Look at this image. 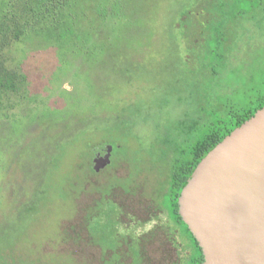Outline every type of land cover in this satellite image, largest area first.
I'll use <instances>...</instances> for the list:
<instances>
[{
	"label": "rangeland",
	"instance_id": "374dc122",
	"mask_svg": "<svg viewBox=\"0 0 264 264\" xmlns=\"http://www.w3.org/2000/svg\"><path fill=\"white\" fill-rule=\"evenodd\" d=\"M200 1L0 0V264H131L137 237L144 264L179 263L139 222L173 167L264 106V0L199 46L221 13ZM108 204L128 228L113 249L88 221Z\"/></svg>",
	"mask_w": 264,
	"mask_h": 264
},
{
	"label": "water",
	"instance_id": "95a60500",
	"mask_svg": "<svg viewBox=\"0 0 264 264\" xmlns=\"http://www.w3.org/2000/svg\"><path fill=\"white\" fill-rule=\"evenodd\" d=\"M110 149L94 171L109 164ZM177 204L199 264H264V106L196 164Z\"/></svg>",
	"mask_w": 264,
	"mask_h": 264
},
{
	"label": "flooded vegetation",
	"instance_id": "af4514ba",
	"mask_svg": "<svg viewBox=\"0 0 264 264\" xmlns=\"http://www.w3.org/2000/svg\"><path fill=\"white\" fill-rule=\"evenodd\" d=\"M108 147L111 148L110 149V162L108 165H106L104 168H102L99 171H94V160L97 157H103L106 155L107 151H108ZM118 146L114 145V144H110L109 141H106L105 144H103V148H101L100 150H97V148H95V146L93 147L92 150V170L93 173L97 174L100 171H102L103 169L107 168L110 166V164H112L113 162V156H114V151L115 148H117ZM161 193H159L160 195V202H159V206L161 209V212H163V214L160 216V211L158 212L157 215H149V219L145 220V221H141L139 222L140 226L142 228H144V230H149V234L150 236L154 237H158L159 235H164L165 240L172 248H174L175 250H178L180 252V254L182 253V257L179 258V263L181 264L184 260L188 259V257L195 252V248L192 247V242L189 238V234L190 233L188 227L186 226V224L183 222L182 218L179 215L178 212V204H177V213L179 215V217L181 218V221L183 222V224H185L186 228L183 227L181 224L178 223V221L172 216V214L170 213V209L168 208V205H165L162 202V198H161ZM109 207L107 210L103 209L102 210V219L103 221H101V215H94L93 212L88 214V221L89 223H91V221H93L91 223L92 225V229L91 231H93L94 233H96V235H98V237L100 238V240L105 244L106 248L108 247V249H113L117 244V232H118V228L120 227V225L122 226L123 230H127L128 228H126L124 226V224H122L119 219L118 216H116L115 212H116V208L114 206L111 207L110 204H108ZM107 205V206H108ZM160 218H165L167 219V222L165 224H160ZM152 222H155V225H151ZM141 228V229H142ZM187 229V230H186ZM191 234V233H190ZM192 235V234H191ZM144 239V238H143ZM142 241V237H137V238H132L131 241L126 243L128 244V251L131 253V258H132V263L133 261L136 259L138 260V264H144V255H143V251H142V246H141V242ZM198 245V244H197ZM199 248V246H198ZM201 256H202V261H203V255L201 252V249L199 248ZM185 253V254H183ZM201 261V262H202ZM200 262V263H201ZM104 264H112L109 260L108 263H104Z\"/></svg>",
	"mask_w": 264,
	"mask_h": 264
},
{
	"label": "trees",
	"instance_id": "16d2710c",
	"mask_svg": "<svg viewBox=\"0 0 264 264\" xmlns=\"http://www.w3.org/2000/svg\"><path fill=\"white\" fill-rule=\"evenodd\" d=\"M209 0H205L204 3H207ZM254 0H210L209 3H213L221 10V13H215V15H208L209 17L206 22L203 23V37L204 41L196 42L201 46L202 44H206L205 39L206 38H219L217 34L220 35H227L231 33L233 30H231L235 26V22L238 18L239 9L243 8L244 4H252ZM197 6L196 13L198 14V17L201 18L202 14H199L201 9L203 8L202 5L204 4L202 1L199 2ZM216 8V9H217ZM242 15H245L244 13ZM203 16V15H202ZM192 19V27H197L198 24H196V20L193 19L194 17H191ZM231 25L232 28H227V26ZM189 26V27H191ZM203 39V38H202ZM192 43H194L192 41ZM194 43V45H196ZM197 44V45H198ZM206 49V48H204ZM213 50V49H212ZM206 58V57H205ZM263 106V105H262ZM261 106V107H262ZM260 106L255 109V111L250 114L244 116L241 121H237L236 124L230 129H234L235 127L239 126L242 122L247 120L249 117H251L258 109L261 108ZM229 131H226L223 136H220L218 139L212 141L208 135L202 142H200L192 152V160L188 163L180 164L178 166L173 167V172L169 176L167 188L165 191L161 194V200L165 205H168V208L170 209V213L172 216L178 221L179 224H181L183 227L186 228L185 224L181 221V218L179 217L177 213V199L179 196V193L182 189V187L185 185L187 178L193 171L196 164L199 162V160L209 151L211 150L218 142H220L228 133ZM110 144H114L113 142H109ZM115 145V144H114ZM187 230V229H186ZM189 238L192 242V247L195 248V252H193L188 259L184 260L181 264H199L202 261V256L200 253V250L198 248L197 242L193 238V236L188 232ZM133 264H138V260H134Z\"/></svg>",
	"mask_w": 264,
	"mask_h": 264
}]
</instances>
